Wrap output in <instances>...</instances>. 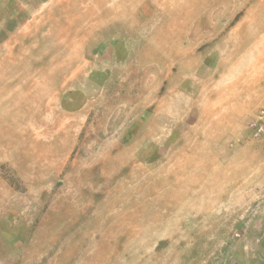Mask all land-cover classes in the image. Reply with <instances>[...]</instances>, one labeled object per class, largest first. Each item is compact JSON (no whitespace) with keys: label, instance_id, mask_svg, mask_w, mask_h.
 <instances>
[{"label":"rangeland","instance_id":"1","mask_svg":"<svg viewBox=\"0 0 264 264\" xmlns=\"http://www.w3.org/2000/svg\"><path fill=\"white\" fill-rule=\"evenodd\" d=\"M255 79L264 0H0V264H264Z\"/></svg>","mask_w":264,"mask_h":264},{"label":"crops","instance_id":"2","mask_svg":"<svg viewBox=\"0 0 264 264\" xmlns=\"http://www.w3.org/2000/svg\"><path fill=\"white\" fill-rule=\"evenodd\" d=\"M234 77L235 76L228 78L225 81H229V80L236 81ZM220 85H221V91L219 93V95L221 96L220 106L216 105V107H212L214 110L217 111L237 110L238 104L242 102L243 99L246 98L251 99L252 102L254 103L256 102L255 104H258L264 98V79H255V82L252 85H250V88L249 89L246 88L242 90V93L239 90L241 87V83L239 82H229L228 84L224 82ZM258 87H261L262 93H259ZM225 89H227L228 91ZM212 96H217V94H214Z\"/></svg>","mask_w":264,"mask_h":264},{"label":"built area","instance_id":"3","mask_svg":"<svg viewBox=\"0 0 264 264\" xmlns=\"http://www.w3.org/2000/svg\"><path fill=\"white\" fill-rule=\"evenodd\" d=\"M253 140L264 146V107L260 108L250 123Z\"/></svg>","mask_w":264,"mask_h":264},{"label":"trees","instance_id":"4","mask_svg":"<svg viewBox=\"0 0 264 264\" xmlns=\"http://www.w3.org/2000/svg\"><path fill=\"white\" fill-rule=\"evenodd\" d=\"M238 18H239V15L236 17V20H238Z\"/></svg>","mask_w":264,"mask_h":264}]
</instances>
